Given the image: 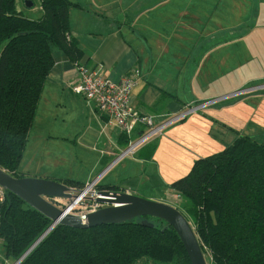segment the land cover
Returning a JSON list of instances; mask_svg holds the SVG:
<instances>
[{
	"label": "trees",
	"instance_id": "trees-1",
	"mask_svg": "<svg viewBox=\"0 0 264 264\" xmlns=\"http://www.w3.org/2000/svg\"><path fill=\"white\" fill-rule=\"evenodd\" d=\"M39 17L0 0V167L15 177L44 82L60 48L75 61L82 53L70 36L71 0H38ZM75 189L84 183L65 182ZM111 189L114 186H101ZM183 201L210 264H264V142L236 134L221 150L194 160L170 184ZM58 205L62 204L57 201ZM63 205V204H62ZM1 256L18 259L51 221L15 194L0 202ZM147 219L152 226L141 223ZM191 264L181 240L164 220L137 217L118 224L76 228L57 224L19 264Z\"/></svg>",
	"mask_w": 264,
	"mask_h": 264
},
{
	"label": "crops",
	"instance_id": "crops-1",
	"mask_svg": "<svg viewBox=\"0 0 264 264\" xmlns=\"http://www.w3.org/2000/svg\"><path fill=\"white\" fill-rule=\"evenodd\" d=\"M30 1L32 5L26 6L24 0H17V9L25 13L28 18L35 19L42 12L41 6L38 0ZM71 1L79 6L69 10L70 36L79 43L82 53L72 61L60 48L53 51L54 63L44 82L18 171L24 177L46 178L64 183L72 180L85 184L86 181L89 183L98 179L97 186H114L115 190L136 195L137 190L140 189L152 190L156 186L161 187L160 181L156 182V180L163 168L161 164L165 161L164 150L167 146L169 150L173 145L176 150L178 146L182 147L179 142L181 133L175 139L172 137L169 140L168 138L175 136L178 131L176 128H168L169 136L163 135L164 138L159 144H155L158 140L157 136L143 144L133 154L118 158L130 138H135L141 127H136L130 137L126 136L113 120H109L105 114L98 111L92 100L75 94L71 86L79 79L81 67L99 69L114 82L124 74L138 69L139 79L131 90V104L139 112L151 115L155 122H159L168 115L181 111L185 105L178 95V90L180 83L184 82L181 78L183 76L181 70L186 61L191 58L197 60L189 84L198 82L201 86L205 85L206 80L197 77L204 62L211 59L212 50L217 47L211 43L217 39L231 41L244 38V35L236 38H232V35L217 36V25L229 23L231 27V24L238 21L231 19L225 21L227 14L221 18L217 17L216 10L221 4L218 3L219 0ZM239 2V0H222L226 12L230 13L233 12L234 5H239L237 4ZM236 18L238 20V17ZM226 42L228 41L224 43ZM205 69H211V64L208 63ZM248 80L250 79L246 81ZM261 87L264 88V83L250 88L254 91ZM251 89L247 87L234 90L226 96L220 95L208 100L211 102L207 104L206 109L219 113L225 110L228 114V117L220 120L209 115V120L203 124L209 138L226 142L231 132L254 138L258 134L257 138L264 136V121L258 126L252 120L256 118L257 110L240 114L239 109L241 111L246 109L244 99L239 98L218 108H214L212 104L245 90L252 91ZM246 97H254L257 100L262 94ZM206 98L199 96L195 101L206 102L204 101ZM233 109L238 114L234 118H232ZM213 132H217V135ZM32 137L36 140L35 156L40 157L34 167L26 161L29 157L27 153L31 147ZM233 138L230 140L232 141ZM164 139L170 143L163 142ZM56 159L69 165L70 160L72 164L76 162L80 165L83 162L86 171L79 173L70 169L63 177L60 173L63 174L65 169L56 165ZM125 159L130 162L127 166H123L124 172L122 169L120 171L123 174L120 185L113 181L103 182L105 175ZM189 159L188 164L192 166V157ZM101 166L102 168L93 175ZM174 180L169 181L167 185L170 192H172L170 184ZM157 198V201L165 202L160 199L161 197Z\"/></svg>",
	"mask_w": 264,
	"mask_h": 264
},
{
	"label": "rangeland",
	"instance_id": "rangeland-1",
	"mask_svg": "<svg viewBox=\"0 0 264 264\" xmlns=\"http://www.w3.org/2000/svg\"><path fill=\"white\" fill-rule=\"evenodd\" d=\"M239 1L240 2L237 3L239 5H234L232 13L228 11L226 12V6L224 8L222 0L218 1V3L221 4L219 6V9L216 10L217 17L221 18L224 17V14H227V19L225 21L228 22V20L231 19L232 21H238V23L231 24V27L229 23L217 25L216 35H225L226 37L232 35V38L244 35V38L234 39L231 41L228 39H217L215 42L211 43V45H217V47L212 50L213 54L210 56L211 59H207L204 62L203 67L200 69V74L197 77L200 80H206L205 85L201 86L198 82H195L193 85L189 84L197 60L191 58L190 60L186 61L184 67L181 70V74L183 75L181 76V78L184 79V82H182V84L180 83L178 90V95L185 103V105H183L182 110L187 109L189 106L193 107L200 104L202 101H195L196 97L199 96L207 97L204 101H208L210 99H213L214 97H219L220 95L226 96V94H229V92H233L234 90H240L242 88L247 87L251 89L259 84L264 83V0ZM236 17H238V20ZM225 41L228 42L224 43ZM208 63L211 64V69H205L208 66ZM247 79L250 80H248L247 82ZM243 81L246 82L244 83ZM192 88L195 90H192ZM259 93L262 94V97L257 98V100L254 97H246L252 94ZM239 98L244 99V108H246L243 109V111L239 109L240 114L243 115L246 114L248 111L255 112L257 110L256 118H253L252 120L253 123L257 124L258 126H261L262 122L264 121V88L262 87L254 91L245 90L244 92H240L236 95L227 96V98H222L220 100H217L216 103L214 102L212 104L214 108H218L221 107V105H224L225 103L235 102ZM206 107L207 106L187 114L184 119L169 125L167 128H165L162 134L158 135V140L156 142L154 141L155 144H159L162 138H164L163 135L169 136V129L176 128V131H178L176 135L167 138L169 140H171L172 137L173 139H175L176 136L181 133L182 137L179 139V142L182 147L186 148L183 149L182 147L178 146V149L176 150L175 146L173 145L169 147V150L167 146L164 150L163 155L165 161L161 164L163 168L161 169V174L159 175V178H157L156 180V182L160 181L161 187L156 186V188H153L152 190H149L150 188L146 190H137L138 196L144 198L153 197L147 198L152 200H158L157 197H161L160 199H163L166 203H169L175 207L176 205L178 207H181V203L183 200L173 192L168 191L167 189V185L168 183H170L169 181H172V179L174 180L175 178L185 174L188 171V169L191 167V164H188L190 160L189 158L192 157L191 161L194 162L195 159L207 156L208 154H211L215 151H219L226 144L230 143V139L235 136V134L232 132L228 134L225 140L226 142H221L220 140H213L207 136V133H205L206 130L203 128V124L206 122V120H209V115L220 120L228 117V114L225 112V110L220 111L221 113L212 112L209 109H206ZM232 113V118L238 115L237 113H235L234 109L232 110ZM194 133H196V135H194ZM213 134L217 135V132H213ZM192 135H194L195 138H193ZM257 137H259V134L255 138L264 142V136H262L261 138ZM165 139L163 142H168L169 144L170 141ZM35 141L36 140H34V137H32L30 140L31 147L27 153L29 157L28 160H26L27 163L32 165V167H34L36 165V161L40 159L39 156H35ZM30 155L34 156V158H32ZM24 158L23 160H25ZM56 160V165L65 169L63 170V174L60 173V175H63V177H65L66 171L70 169H73V171H77L79 173L86 171L85 163L83 162L80 165L76 162H73L72 164V161L70 160L69 165L64 161L62 162L60 159ZM129 162L130 161H127V159L122 160L121 163L114 167V169L110 173L108 172L105 175L106 177L104 178L103 182L113 181L116 184L120 185L121 177L123 176L120 171L122 169V171L124 172L123 166H127ZM101 168L102 166L96 172H94L93 175H95V173H97ZM86 180L87 179H84V181ZM87 183L88 182L86 181L85 185ZM58 202L63 201L62 199H59ZM82 210V207H77V209L73 210L72 212L80 213ZM189 221L193 226L191 222L192 220ZM1 249L2 245L0 243V250ZM204 256L206 258L207 263L210 264V255L207 251L204 252ZM7 260L10 261L9 259ZM151 264L170 263L152 262Z\"/></svg>",
	"mask_w": 264,
	"mask_h": 264
},
{
	"label": "water",
	"instance_id": "water-1",
	"mask_svg": "<svg viewBox=\"0 0 264 264\" xmlns=\"http://www.w3.org/2000/svg\"><path fill=\"white\" fill-rule=\"evenodd\" d=\"M31 6L30 0H25ZM0 187L9 191L50 219L51 223L34 243L20 256L22 259L57 224L86 228L102 224H118L137 217L152 216L164 220L176 232L191 264H208L200 241L186 216L175 206L140 197L127 191L101 189L103 197L96 201L106 205L93 212L73 213L68 208L77 196L76 189L64 182L39 177H15L0 167ZM62 199V204H56ZM141 223L152 226L147 219Z\"/></svg>",
	"mask_w": 264,
	"mask_h": 264
},
{
	"label": "built area",
	"instance_id": "built-area-1",
	"mask_svg": "<svg viewBox=\"0 0 264 264\" xmlns=\"http://www.w3.org/2000/svg\"><path fill=\"white\" fill-rule=\"evenodd\" d=\"M138 79V69L124 74L118 81L114 82L105 76L99 69L81 67L79 69V79L71 86L75 94L81 95L87 100H92L98 111L105 114L109 120H113L116 126L126 136L130 137L136 127H141L137 136L133 139L130 138L127 146L120 152L118 158L133 154L143 144L162 134L169 125L181 121L187 114L201 109L211 102L206 101L193 107L189 106L187 109L168 115L161 121L155 122L151 115L139 112L131 104V90L136 86ZM97 183L98 179H94L84 185L82 189H76L77 196L73 199L68 211L72 212L77 209V207H82L83 210L80 213L93 212L105 206V203L95 200L96 197L105 198L106 196L97 192L101 190V188H98ZM5 194L6 190L0 187V202L4 200ZM1 241L2 239L0 236V243ZM22 259L19 257L14 261H8L4 259L0 253V264H19Z\"/></svg>",
	"mask_w": 264,
	"mask_h": 264
}]
</instances>
